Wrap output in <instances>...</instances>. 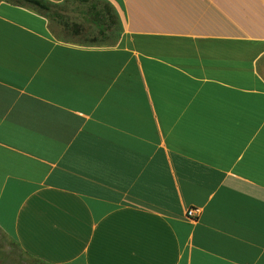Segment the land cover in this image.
Segmentation results:
<instances>
[{
    "label": "crops",
    "instance_id": "crops-1",
    "mask_svg": "<svg viewBox=\"0 0 264 264\" xmlns=\"http://www.w3.org/2000/svg\"><path fill=\"white\" fill-rule=\"evenodd\" d=\"M102 1L109 45L0 0V232L40 264H264V0Z\"/></svg>",
    "mask_w": 264,
    "mask_h": 264
},
{
    "label": "rangeland",
    "instance_id": "rangeland-1",
    "mask_svg": "<svg viewBox=\"0 0 264 264\" xmlns=\"http://www.w3.org/2000/svg\"><path fill=\"white\" fill-rule=\"evenodd\" d=\"M8 1V0H6ZM45 4L44 10H38L30 5H23L41 12L56 24H60L59 36L64 39L76 37L78 42L85 45H109L113 44L120 36L122 22L113 7L102 0H87L74 3L69 9L65 4H54L42 0ZM18 4V0L9 1ZM74 18L75 26L71 19ZM92 20L83 25L82 21ZM78 21V23H76ZM84 32L78 36L75 31L83 28ZM73 35V36H72ZM0 264H40L25 257L18 247L2 232H0Z\"/></svg>",
    "mask_w": 264,
    "mask_h": 264
},
{
    "label": "trees",
    "instance_id": "trees-1",
    "mask_svg": "<svg viewBox=\"0 0 264 264\" xmlns=\"http://www.w3.org/2000/svg\"><path fill=\"white\" fill-rule=\"evenodd\" d=\"M8 1H12V0H8ZM17 3L19 5H30L31 7H34L38 10H44L46 7L42 0H18Z\"/></svg>",
    "mask_w": 264,
    "mask_h": 264
},
{
    "label": "built area",
    "instance_id": "built-area-1",
    "mask_svg": "<svg viewBox=\"0 0 264 264\" xmlns=\"http://www.w3.org/2000/svg\"><path fill=\"white\" fill-rule=\"evenodd\" d=\"M197 212H198V210L191 209L188 211L187 215H188V217H194Z\"/></svg>",
    "mask_w": 264,
    "mask_h": 264
}]
</instances>
